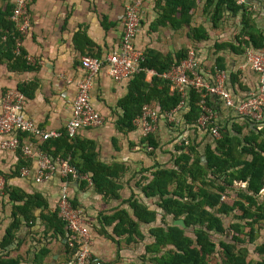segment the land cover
Listing matches in <instances>:
<instances>
[{
    "label": "crops",
    "instance_id": "1",
    "mask_svg": "<svg viewBox=\"0 0 264 264\" xmlns=\"http://www.w3.org/2000/svg\"><path fill=\"white\" fill-rule=\"evenodd\" d=\"M154 1L32 0L27 10L29 26L25 32H21L19 45L25 52L26 60L37 68L25 71L8 70L4 63H0V96L6 91L17 90V83L33 81L35 87L32 95L25 97L24 115L43 129L62 130L71 115L70 107L75 94V83L83 75L80 57L89 55L102 59L116 48L122 29L118 17L122 14L127 2L137 3L138 8L140 23L132 38L135 48L141 52L153 49L162 54L173 53L180 48V46L174 47L175 37L178 36L176 30L180 28L172 29L168 25L151 28V22L159 13ZM202 1H195L196 7L191 16L190 25L202 26L208 38L201 42L189 40L186 47L187 51L191 49L194 57L201 61L199 70L203 77L209 78L212 75L210 69L214 57L212 44L214 41H232L239 26V16L231 17L225 11L221 21L212 25L208 14L201 11ZM1 2L0 4H3L4 1L1 0ZM9 2L12 3V0ZM244 4L252 9L256 26L264 32V0H244ZM232 21L235 31L231 32L230 27H226V23ZM208 51L212 53V57L211 60L206 61ZM219 54H222L225 61L224 85L234 99H238L242 94L253 89L256 84V74L245 63L243 53L235 55L225 49ZM230 72H236L240 88L231 86ZM150 75L146 72V79ZM128 79L115 81L106 73L104 66L100 67L93 79L88 97L95 110L101 115V122L94 127L79 129L75 134L77 138L93 142L96 160L105 164L117 163L122 166V171L113 178L115 183L119 184L116 190L117 197L103 198L84 179V174L82 176L76 174L77 177L66 180V176L60 175L57 168L51 171L43 181L35 182L34 160L28 158V172L20 174V168L23 166L19 165L15 151H0V174L4 177V188L0 192V238L10 221L11 207L17 203L9 199V190L37 192L45 199L47 208L51 210L56 204L61 187H64L70 199L74 198L76 207L81 210V216L87 223L89 249L94 259L117 260L123 264H153L151 257L159 253L145 252L144 248L153 241V237L148 232V229L153 226L175 225L182 229L184 235L194 238V226H185L181 218L164 214L156 205L157 197L143 195L140 186L149 179L154 164H163L166 167L172 165V159L178 153L176 148L181 141L195 144L198 152L202 154L204 145L209 144L212 147L215 137L210 134L207 127H201L198 122L185 121L184 114L188 110L186 103L175 108L173 119L158 117L149 132H144L136 121H133V130L118 131L115 128V121L120 116L121 109L116 105V101L124 95ZM211 107L213 118L218 124L226 123L229 126L231 122H235L242 125L243 133L246 132L247 128L244 126L246 120L243 116L225 106L219 98H212ZM150 108L158 111V107ZM251 126L252 124H248V127ZM146 133L153 135L157 142L155 148L151 149L141 142ZM22 139L27 140L28 137L23 136ZM200 159L204 162L202 155ZM88 175L90 176V173ZM129 200H135L147 209L154 210L155 217L150 223L138 222V232H132L129 243H125V234L115 236L112 233V226L116 220L108 221V219L114 210L123 208L135 221ZM38 213L39 208H36L33 214L37 216ZM220 217L223 218V216ZM227 223L223 222L225 226ZM103 231L113 239L106 237ZM260 234L254 244L260 242L262 233ZM209 238L213 240L211 233ZM121 239L124 245L118 246L117 243ZM18 240L21 241L20 245L13 249ZM64 241L65 238L57 240L50 236L43 238L42 225L36 218L30 226L21 222L15 231L14 242L9 246L12 248L9 255H20L26 258L28 251L32 254L45 245L49 249L48 256L51 260L47 262L48 256H46L43 262L62 263L63 260L58 261V259L61 256L65 257L62 246ZM55 242H58L59 246L53 250ZM249 244L251 243L243 244L247 248L246 261L256 264L259 256L253 251V244L251 247ZM168 247L170 246L167 245L166 248ZM67 264H73L72 260Z\"/></svg>",
    "mask_w": 264,
    "mask_h": 264
},
{
    "label": "trees",
    "instance_id": "2",
    "mask_svg": "<svg viewBox=\"0 0 264 264\" xmlns=\"http://www.w3.org/2000/svg\"><path fill=\"white\" fill-rule=\"evenodd\" d=\"M3 1L0 4V63H4L8 70L36 69V65L26 60L23 48L16 44L22 34L10 19L13 4L9 0ZM195 1L197 0H155L154 4L159 13L151 22V28L158 25H168L172 29L186 27V36L190 41L207 40L208 34L202 26L190 25L196 7ZM201 11L208 14L212 25L221 21L225 11L231 17L239 16V26L232 41H214L212 44V75L225 69L224 58L219 54L221 51L226 49L239 55L246 48L258 49L264 46V32L256 26L253 11L246 4L236 3L235 0H203ZM142 55L140 69L129 77L124 95L116 101L121 109V114L115 121L118 131L134 129L133 121L141 114L143 105L158 107L159 113H163L174 109L181 99L176 89L170 88L169 81L160 74L184 60L187 57V48L164 54L147 49L142 51ZM144 69H151L154 74L146 79ZM229 82L231 86L241 87L236 72L229 73ZM34 87L33 81L16 84L17 91L25 97L32 95ZM212 98L217 97L205 93L203 89L190 88L185 102L188 107L184 114L185 121L196 123L201 115L199 102L202 100L206 106L212 108ZM243 118L247 128L244 133L241 124L231 122L229 126L226 123L220 125L212 118L206 123L208 130L215 126L218 132L212 147L209 144L204 145L200 154L195 144L181 141L171 166L158 163L152 166L149 179L140 186L143 195L156 196V205L164 214L181 218L185 226H194L193 239L184 235L182 229L175 225L150 227L148 232L153 241L144 248L145 252L159 253L151 257L153 264H251L246 261L247 248L243 246L245 243L253 244V251L259 256L256 264H264V121L256 124L245 116ZM248 124L252 126L248 127ZM23 136L24 134L18 133V140ZM141 142L151 149L157 146L151 133H146ZM38 148L51 160L67 159L79 176L90 173V184L103 198L117 197L119 184L113 178L122 171V166L96 160L91 140L80 139L76 135L69 136L62 131L56 138L41 141ZM15 154L19 165H29L28 158L18 148ZM201 155L204 162L200 159ZM70 178L69 175L65 177L66 180ZM222 195L224 198L220 199ZM8 196L17 203L11 207L10 221L0 238V264H47L43 262L49 253L45 245L26 258L20 255L10 256L12 248L9 246L14 242L15 231L21 222L30 226L36 218L42 225L43 238H66L67 229L58 209L54 206L49 210L45 199L37 192L25 193L11 189ZM69 200L76 207L74 198ZM129 203L135 221L123 208L114 210L108 219L116 220L112 233L115 236L125 234V243H129L132 232H138V222L150 223L155 217L154 210L147 209L135 200H129ZM36 208H39L37 216L33 214ZM229 214L231 219L225 226L220 216L227 217ZM226 231L229 233V240H218L215 243L209 238V233L224 234ZM260 231L262 238L259 243L254 244L261 235ZM102 233L113 239L104 231ZM20 242L18 240L13 249ZM167 245L170 247L166 248ZM62 246L68 261L73 262L75 247L68 246L66 239ZM65 263L66 261L55 264Z\"/></svg>",
    "mask_w": 264,
    "mask_h": 264
},
{
    "label": "built area",
    "instance_id": "3",
    "mask_svg": "<svg viewBox=\"0 0 264 264\" xmlns=\"http://www.w3.org/2000/svg\"><path fill=\"white\" fill-rule=\"evenodd\" d=\"M30 0H12L13 8L10 19L21 32L27 26L28 13L27 5ZM236 3H244V0H235ZM122 29L118 45L111 50L105 58H93L89 55L80 57V66L83 69L82 77L75 83V94L71 101V115L61 129H43L32 119L24 115L25 96L17 90L6 91L0 96V151H15L17 148L27 158L34 160V181L41 182L55 168L62 176L76 177L74 167L67 159L55 158L51 160L38 148V142L60 136L65 131L73 136L79 129L94 127L101 122V115L89 101V90L93 79L104 66L106 73L115 81L128 79L139 69V63L143 60L140 50L134 47L132 38L138 27L137 3L127 2L124 5L122 14L118 17ZM17 45L19 42L16 43ZM245 63L248 64L256 74V84L253 89L242 94L238 99L224 85L223 71L204 78L199 70L200 60L196 59L193 51H187V57L178 64L171 66L160 74L170 83V88H175L181 99L177 107L186 102L190 88L203 89L205 93L219 98L222 103L232 108L236 113L247 117L253 123L264 121V46L258 49L246 48L243 52ZM147 73L154 74V71L144 69ZM201 115L197 122L201 127L213 118V111L203 101L199 102ZM172 109L168 112L159 113L147 105L141 108V114L134 121L138 123L144 132L152 130L153 122L160 116L168 120L173 119ZM212 136L217 137L218 132L215 126L209 128ZM22 133L28 137L27 140H18L17 134ZM28 167H21L20 174H27ZM90 183V176L83 175ZM4 187V177L0 174V192ZM222 195L220 199H223ZM64 187H61L56 200V208L61 219L65 222L67 229L66 242L70 247H75L73 264H123L117 260L94 259L89 249L88 226L81 216V210L73 207L70 203Z\"/></svg>",
    "mask_w": 264,
    "mask_h": 264
},
{
    "label": "rangeland",
    "instance_id": "4",
    "mask_svg": "<svg viewBox=\"0 0 264 264\" xmlns=\"http://www.w3.org/2000/svg\"><path fill=\"white\" fill-rule=\"evenodd\" d=\"M32 1V0H31ZM31 1H30V3H31ZM0 3H2L1 2V0H0ZM29 3V4H30ZM28 4V5H29ZM28 5H27V10H28ZM138 23H140V22H138ZM28 26H29V21L27 22V26L25 27V28H23L22 29V31L21 32H25L26 30H27V28H28ZM226 27H230V29H231V32L232 31H235V28H234V23H233V21L232 22H227L226 23ZM186 31H187V28L186 27H181L180 29H178V30H176V34L178 35L177 37H175V40H176V44H174V47H176V46H180V48H187L186 47V43H188L189 42V39H188V37L186 36ZM230 36H231V33H230ZM207 42V41H206ZM209 42V41H208ZM209 52V51H208ZM212 54V53H211ZM210 54V52H209V55H207L206 56V61L207 60H211V57H212V55ZM155 122V121H154ZM154 122H153V124H154ZM167 125H169V123L168 122H165ZM231 214H229V216H227V217H223V222L226 224L230 219H231ZM261 233H262V231H260ZM211 237H212V239L215 241V242H217L219 239H222V240H229V233H228V231H226L224 234H217V233H211ZM259 240V239H258ZM117 245L118 246H122V245H124V241L121 239L120 241H118V243H117ZM57 246H59V243L58 242H55V244H54V246L52 247L53 248V250L57 247ZM249 246L251 247V244H249ZM59 248V247H58ZM30 253L31 252H27V256H30ZM56 259V258H55ZM54 259V260H55ZM50 260H51V258L48 256V259H47V262H50ZM53 260V261H54ZM61 260H63V262L64 261H66V263L65 264H67V262H68V260H69V258H68V256H67V254H66V256L65 257H60L59 259H58V261H61Z\"/></svg>",
    "mask_w": 264,
    "mask_h": 264
},
{
    "label": "water",
    "instance_id": "5",
    "mask_svg": "<svg viewBox=\"0 0 264 264\" xmlns=\"http://www.w3.org/2000/svg\"><path fill=\"white\" fill-rule=\"evenodd\" d=\"M76 174H77V170H76ZM77 177V176H76ZM65 236H67V232L65 233ZM66 239V238H65Z\"/></svg>",
    "mask_w": 264,
    "mask_h": 264
}]
</instances>
